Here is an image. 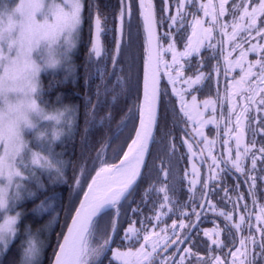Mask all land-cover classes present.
<instances>
[{
  "label": "snow or ice",
  "instance_id": "snow-or-ice-1",
  "mask_svg": "<svg viewBox=\"0 0 264 264\" xmlns=\"http://www.w3.org/2000/svg\"><path fill=\"white\" fill-rule=\"evenodd\" d=\"M39 6L38 0H35L33 10ZM93 6L89 0V14ZM84 7V0H64L63 6L55 7V20L52 23L46 20L44 24H39L34 17L30 18V22L37 24L38 35L54 38L59 31L67 30L69 33L75 32L79 38ZM174 7L173 12L170 0H160L159 6L154 0H139L137 18L134 0H119L114 53H110L102 41V34L112 29L107 27L106 17L102 20L99 12L96 15L95 39L88 58L103 56L106 62L110 56L112 67L119 68V74L111 87L104 88V95L114 93L112 98L115 100L122 94L130 105L117 125L116 134L97 153L99 168L91 177V182L87 183L86 179L82 182L77 177L75 186L79 191L69 184L68 203L63 206L64 222L60 223L61 231L55 233L59 250L53 248L54 264H105V260L107 264H226L217 254V250L224 248L229 249L224 255L231 256L230 264H264V204L259 205L255 223L247 204L243 205L245 212L236 220L233 212L237 210V203L228 196L227 188L224 189L225 197L221 199H228L233 206L232 211L213 203L212 196L220 189H213L210 183L219 179L215 169H219L220 173L234 169L245 176V183L251 180L248 193L253 205L257 204L258 177L253 173L257 171L258 162L260 172L264 173V0H175ZM141 33L142 45L134 51L133 41L140 38ZM125 35L127 40L124 39ZM178 42L182 43V50L178 48ZM205 50L210 52L207 58L202 54ZM169 54L171 60L166 58ZM250 54L255 59H249ZM194 56L197 58L195 66L192 64ZM206 59L217 61L210 72L204 71ZM75 67L69 65L73 71ZM125 68L127 74L123 75ZM187 68H193L191 74L186 72ZM237 70L239 74L234 75ZM213 74L217 84L216 96L209 95L201 102L196 93L213 80ZM221 74L226 80L223 92L218 86ZM164 76L172 86L171 91L179 103L185 124L192 125V137L199 138L197 143L204 145L200 161H205L204 149L207 150V157L211 158L208 168L213 174L202 183L198 164L192 163L188 201L183 203L175 197L177 183H169L177 147L171 141L173 128L168 126L169 112L172 113L173 127L177 120L175 107L166 99L167 87L161 84ZM117 87L119 92H116ZM96 95L99 102V87ZM85 99L86 105H91L90 109H86L87 132L88 127L94 126L97 104L92 102L91 97ZM225 105L227 123L223 126L227 139L223 143L227 146L229 140L234 139L235 157L229 147L227 156L218 159L213 155L212 147L220 136ZM218 106L219 118L216 115ZM250 112L256 114L251 119ZM101 119H106L110 124L111 112ZM252 120L257 123L252 124ZM66 122L73 124L69 119ZM208 125L216 126V137L213 139H209L204 131ZM247 132L251 135L246 142ZM35 138L40 146L34 148L15 127L0 133V180L5 181L0 183V264H17L16 258L8 253L12 242L20 234L19 220L23 216L22 211H16V205L26 195L35 194L29 181L34 179L39 182L36 171L38 152L35 149L50 154L42 159L46 164L45 170H55L54 180L68 183L63 159L59 158V154L58 162L50 158L52 140L56 137L46 136V130L42 129L37 131ZM112 139L120 143L112 147ZM124 144L127 145L126 151H123ZM184 144L189 160H193L198 155L193 143L185 139ZM109 147H112L111 159L118 162L113 163L106 158ZM162 151L168 152L166 163L160 154ZM248 160L250 168L246 167ZM84 174L85 169L81 167L80 175L83 177ZM161 174L160 182L150 183L143 192V199L134 203L140 182ZM260 179H264V176ZM84 183H87V190L83 189ZM198 183L201 184L200 199L204 201L199 204L196 197ZM153 193L156 198L151 201L149 214H145L141 205L147 204ZM243 198V194L238 195V199ZM205 211L224 217L231 225L224 240L220 239L219 228L203 230L211 244L199 239L198 229ZM13 212L15 214H11ZM170 214H179L181 219H172L169 231L164 221ZM192 216L195 217L194 221ZM184 217H187V222ZM68 219L70 223H67ZM58 222L57 215L35 232L30 225L25 227L27 240L22 241L20 246V264H41L44 248L52 239L53 225ZM65 225L66 232L63 231ZM233 228L237 232H243L246 228L248 233L241 236L235 252L230 248V244L235 245ZM256 233H259L258 237ZM24 243L27 247L23 246ZM201 243L205 248L204 255L200 251ZM185 244L189 246L181 249V245ZM173 248L175 250L170 251ZM48 264H53L51 258Z\"/></svg>",
  "mask_w": 264,
  "mask_h": 264
},
{
  "label": "trees",
  "instance_id": "trees-1",
  "mask_svg": "<svg viewBox=\"0 0 264 264\" xmlns=\"http://www.w3.org/2000/svg\"><path fill=\"white\" fill-rule=\"evenodd\" d=\"M154 2L159 6L160 0H154ZM88 3L89 0H84L85 7L82 12L84 19L81 35L77 38V45L72 51L71 60L69 61L70 65L76 66L75 71L71 70L69 67H61L55 72H49L43 75L44 92L43 98L40 101L49 108L53 106H62L64 104L73 106V115L70 116L73 124L70 125L68 133L52 140L53 149L51 153L52 157H50L54 162H58L57 154H59V158L63 159L65 162L64 171L68 183L61 180H54L55 170H45L46 168L36 166L39 182L34 179L29 181L34 187L35 194L26 195L25 198L16 205V211H22L23 216L19 220L20 234L12 242L8 254L16 258L17 264H20L22 258L21 243L27 240V236L24 233L25 227L30 225L32 231L35 232L36 229L45 225L52 217L58 215L59 222L53 225L52 239L44 248L41 264H48L49 258L52 260L54 256L52 255L53 248L57 249L58 247L55 241V233L61 231L60 223L64 222L63 206L68 203V195L71 190L69 184H71L72 189L79 191L75 186V179L77 177H79L82 182L86 179L87 183H89L99 166L97 153L101 152L102 146L109 142L110 138L116 134L117 125L130 105V101L122 94L117 96L115 100L112 98L114 93L110 92L107 96L104 95V88L106 86L111 87L116 81V75L119 74V68L113 69L110 56L106 62L103 56L97 58L93 55L91 60L88 58V53L91 51L92 46L93 19L98 12L102 15V20L106 17L107 27L112 29L111 32L106 30L102 34V41L105 48L108 49L110 53H114L115 38L117 35L116 28L118 27L119 0H91V3L94 5L91 14H89L88 11ZM170 3L173 4L172 11L174 12L175 0H170ZM134 14L138 18V0H134ZM164 30L167 29L165 28ZM124 39L127 40V35H125ZM141 45L142 33L140 38L133 41V50L139 49ZM177 46H182V43L178 42ZM88 73H90V75ZM126 74L127 69L125 68L123 75ZM161 84L167 87L163 79L161 80ZM98 87L101 90L99 102H97L98 98L96 95ZM116 92H119L118 87L116 88ZM168 96L169 97L166 99L175 107V118L177 120L176 125L173 127L172 113L169 112L168 126L173 128L171 141L177 146L173 157V169L169 177L170 179L176 177L179 170L187 167L188 153L184 144V134L189 124H185L184 118L176 104V99L173 94L169 93V90ZM86 97H91L92 102L97 104L94 126L88 127L87 132H85L87 118L86 109H90L91 105H86ZM109 112H111L110 124L106 119H101L106 118ZM38 128L39 130H46V136L48 137L50 136L47 133L53 129L52 123L48 121L39 123ZM28 140L32 147L35 148L40 146L33 132L28 133ZM128 142H130V140ZM119 143L120 141L118 140H111L112 147L117 146ZM112 147L107 149L106 158H109L110 162L116 163L118 160L111 159ZM126 147L127 145L124 144L123 151L126 150ZM35 150L43 156L50 155L46 152H41L38 148ZM160 154L165 158L166 163L168 152L162 151ZM120 155H122V151ZM157 163H159V161ZM81 167L85 169L83 177L80 175ZM160 179H162V174L159 177L154 175L142 180L140 182V187L135 193L134 201H141L146 185H149L153 181L159 183ZM87 183L83 184L84 190L87 188ZM82 195L83 193L81 191L80 198ZM76 206H78V201ZM141 206L143 208L144 204ZM69 220L70 219H68L67 223ZM126 226L127 224L124 225V227ZM65 228L66 225L63 231H65ZM23 246L26 247V243H24Z\"/></svg>",
  "mask_w": 264,
  "mask_h": 264
},
{
  "label": "clouds",
  "instance_id": "clouds-1",
  "mask_svg": "<svg viewBox=\"0 0 264 264\" xmlns=\"http://www.w3.org/2000/svg\"><path fill=\"white\" fill-rule=\"evenodd\" d=\"M0 0V133L10 127L36 128L53 121L57 128L68 119L72 105L46 107L43 75L69 67L77 43L75 32L59 31L54 38L37 34V24L55 20L54 9L64 0ZM51 136V132L47 133ZM37 243H39L37 241ZM27 247V244H26Z\"/></svg>",
  "mask_w": 264,
  "mask_h": 264
},
{
  "label": "flooded vegetation",
  "instance_id": "flooded-vegetation-1",
  "mask_svg": "<svg viewBox=\"0 0 264 264\" xmlns=\"http://www.w3.org/2000/svg\"><path fill=\"white\" fill-rule=\"evenodd\" d=\"M255 42V41H253ZM203 55H205V57H209L210 56V52L205 50L203 53ZM251 59H255V56L252 55ZM196 57H193L192 59V64L193 66L196 65ZM216 60L215 59H211V61L209 59H206L205 63H206V67L204 68L205 72H210L212 70V65L216 64ZM190 70V71H187ZM193 71V68H187L186 72L188 74H191ZM234 75H236L234 73ZM163 79V78H162ZM164 80V79H163ZM166 83V82H165ZM225 83L226 80L224 78V76L221 74V76L219 77V88L220 91L223 92L224 91V87H225ZM167 88L169 90V86L166 83ZM216 89H217V84H216V80H215V74H213V80L209 81L206 83V86L198 93H196L200 98L201 97H208L209 95L215 97L216 96ZM169 93L170 90H169ZM169 97V96H168ZM176 99V98H175ZM239 101V98H238ZM240 103H242V101H239ZM176 104L178 106L177 100H176ZM179 108V106H178ZM224 113H225V119L224 121L221 123V127H220V136L218 138V142L212 147V151H213V155H216L218 159L224 158L227 156V148H231L232 149V154H233V158L235 157V141L234 139L229 140V144L226 146L223 143L224 139H227V137L224 135L225 129H224V124L227 123V105H225L224 107ZM217 118H219L220 116V108L219 106L217 107ZM256 114L254 112H250L249 113V117L250 119L255 116ZM233 121L235 119V117L233 116ZM257 123L255 120H252V124ZM216 126L215 125H210L207 129V135L209 139H213L216 137ZM250 132L246 133V137H245V141L247 142L250 139ZM185 139H189L190 142L193 143V149L195 151H197L198 155L196 157L193 158V160H189V153L187 150V146L186 147V151L188 153V164L187 167L179 170L177 173L176 177H172L169 179V183L171 182H176L178 185L177 191L175 192V197L178 200V202H186L188 201V196H189V178H191L192 175V169H191V165L193 162H196L198 164V167L200 169V181L201 183L207 179V177L210 174H213L212 170H210L208 168V164L211 163V158L207 157V150L204 149L203 151V155L205 156V161L201 162L200 161V154H201V149L204 148L203 143H197V140L199 138H193L192 134H191V128H190V124L188 125V127H186V132L184 134ZM260 137H257V140H259ZM259 146V145H257ZM221 167L223 168L224 165H221ZM246 167L250 168L251 167V163L250 160L246 161ZM215 173L218 175L219 179L210 182L213 189H220L219 191H216L215 194L212 196V201L213 203L217 204L219 207H223L226 211H232V204L229 203L227 198H224L223 200L221 199L222 197H225V192L224 189L227 188V192H228V196L232 198L233 201H236L237 203V210L233 212V216L236 220L239 219V215L241 213L245 212V209L243 207V205L247 204L248 205V211L253 213V217H252V222L255 223V214L259 212V205L260 204H264V179H260V177L264 176V173L260 172V165L258 162V168L257 171L255 173H253V175H256L258 177L257 179V188H256V192H257V204L254 206L252 203V198L248 193V188H249V184L251 183V180H249L248 183H245V176L241 175L240 173L236 172L234 169L231 170H226L223 173H220L219 169H215L214 170ZM187 172V177L185 176V173ZM237 184L239 185L237 188ZM149 185H146V188H148ZM200 190H201V184H197L196 185V197H197V203H202L204 201H202L200 199ZM239 194H243L244 198L243 199H238V195ZM162 196V194H161ZM155 193H153L152 197L150 198L149 202L147 204H144L143 206V211L145 214H149V210L151 207V201L152 199H155ZM136 201H134L135 203ZM197 210L199 211V207L197 208ZM189 213H191V207L189 206L188 209ZM192 220H195V217L192 216L191 217ZM172 219H176L177 221H179V219H181V217L179 216V214L177 215H169L168 217L165 218L164 223L167 224L169 226V231H170V226H171V222ZM184 219L187 222V217H184ZM139 226V225H137ZM161 227H163V225H160ZM228 227H231V225H228L227 222L225 221L224 217L219 216L217 214H214L212 212L209 211H205L203 216H202V222L199 225V239L201 241H207L208 244H211V241L209 240L208 237L204 236L203 234V230L204 229H215V228H219L220 229V239L224 240L225 236L227 235V230ZM178 231H181L178 229ZM233 233H235V245H231L230 244V248L231 251L235 252L236 248L239 247V240L241 238V236H247V229L245 228L243 232H237L234 228L232 229ZM257 237L259 236V233H256ZM227 243V241H225ZM189 245L185 244V245H181V249H183L184 247H187ZM175 249H171L170 251H174ZM258 250V249H257ZM195 251V249H194ZM200 251L201 254L204 255L205 254V248L203 243L200 244ZM229 251L228 248H224L223 250H217V254L221 255V258L224 259L226 261V264H230L231 261V256H225L224 253H227ZM177 259H179V256L176 257ZM105 264H107V260H105Z\"/></svg>",
  "mask_w": 264,
  "mask_h": 264
},
{
  "label": "rangeland",
  "instance_id": "rangeland-1",
  "mask_svg": "<svg viewBox=\"0 0 264 264\" xmlns=\"http://www.w3.org/2000/svg\"><path fill=\"white\" fill-rule=\"evenodd\" d=\"M118 25H119V19H118ZM77 45V44H76ZM76 47V46H75ZM178 48H180L181 50H182V46H179ZM75 49V48H74ZM73 49V50H74ZM72 50V51H73ZM235 55V54H234ZM205 56V55H204ZM168 60H171V55L169 54L167 57H166ZM252 58V55L250 54V56H249V59H251ZM210 61H211V59H209ZM236 75H238L239 74V70H237V72L235 73ZM163 79H164V81L167 83V77L166 76H164L163 77ZM168 84V83H167ZM168 86H169V90H170V92H171V94H173L172 93V91H171V85L170 84H168ZM178 87H179V85H178ZM197 95V94H196ZM173 96L175 97V95L173 94ZM176 98V97H175ZM189 99H190V97H188ZM197 98H198V100L199 101H203L205 98H207V97H199L198 95H197ZM177 100V99H176ZM177 103H178V101H177ZM178 106H179V103H178ZM68 119L69 120H71V118H70V116L68 117ZM41 122H44V121H40L39 123H41ZM48 122H51L52 123V125L54 124V122L53 121H48ZM39 123H38V125H37V127L36 128H25L24 130H23V135H24V137L26 138V139H28V133L29 132H33V135L36 137V133H37V131H39V128H38V126H39ZM210 125H208L205 129H204V131H205V133H206V135H207V129H208V127H209ZM48 127H49V125H48ZM50 127H51V125H50ZM53 127V131L51 130L50 132L52 133V135L50 136V137H61V136H63V135H65L66 133H68V131H69V129H70V125L66 122V120L65 121H63V123L57 128L56 126H52ZM192 127V125L190 124V128ZM208 136V135H207ZM55 138V139H56ZM54 140V139H53ZM42 157H43V155H41L40 153H38V157H37V159H36V166L37 167H42V168H46V164L44 163V161H43V159H42ZM98 168H99V166H98ZM97 168V169H98ZM96 169V170H97ZM3 182H5V181H3V180H0V183H3ZM89 183H90V181H89ZM11 214H15V213H11ZM0 222H2V220H0Z\"/></svg>",
  "mask_w": 264,
  "mask_h": 264
},
{
  "label": "water",
  "instance_id": "water-1",
  "mask_svg": "<svg viewBox=\"0 0 264 264\" xmlns=\"http://www.w3.org/2000/svg\"><path fill=\"white\" fill-rule=\"evenodd\" d=\"M138 2H139V0H138ZM95 18H96V16L94 17V19H93V26H92V42L94 41V39H95ZM126 150H127V148H126ZM125 150V151H126ZM118 162V161H117ZM86 190H87V188H86ZM83 198V195H82V197H81V199ZM68 223H70V220H69V222ZM66 230H67V228H65V231L64 232H66ZM61 242H62V237H61ZM59 249H58V247H57V249H56V251H58ZM54 260H55V256H53V258H52V261H53V264H54Z\"/></svg>",
  "mask_w": 264,
  "mask_h": 264
},
{
  "label": "bare ground",
  "instance_id": "bare-ground-1",
  "mask_svg": "<svg viewBox=\"0 0 264 264\" xmlns=\"http://www.w3.org/2000/svg\"><path fill=\"white\" fill-rule=\"evenodd\" d=\"M94 175H95V173H94ZM90 182H91V180H90Z\"/></svg>",
  "mask_w": 264,
  "mask_h": 264
}]
</instances>
